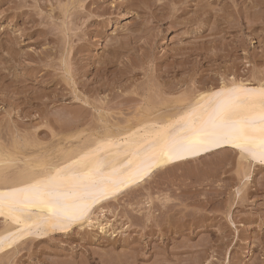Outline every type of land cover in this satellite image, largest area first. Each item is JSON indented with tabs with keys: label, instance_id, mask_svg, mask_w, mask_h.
<instances>
[{
	"label": "rangeland",
	"instance_id": "rangeland-1",
	"mask_svg": "<svg viewBox=\"0 0 264 264\" xmlns=\"http://www.w3.org/2000/svg\"><path fill=\"white\" fill-rule=\"evenodd\" d=\"M232 82L264 84V0H0V180ZM129 190L0 264H264V167L240 153Z\"/></svg>",
	"mask_w": 264,
	"mask_h": 264
},
{
	"label": "bare ground",
	"instance_id": "bare-ground-1",
	"mask_svg": "<svg viewBox=\"0 0 264 264\" xmlns=\"http://www.w3.org/2000/svg\"><path fill=\"white\" fill-rule=\"evenodd\" d=\"M233 97L245 101L244 106L234 113L233 119L251 121L254 125L247 131V148L238 147L245 141L236 138L230 143L208 144L195 151H185L179 147L185 138L183 133L163 134L162 125L187 117L188 113L194 114L197 124L208 120L218 99L230 101ZM182 103L183 107L177 114L143 119L135 127L108 134L90 147L69 154L60 164L49 167L46 161L39 162L35 168L41 170L32 167L12 182L0 180V218L7 224L0 232V256L33 234L40 238L54 233H69L83 226L85 221L91 222L96 207L144 184L163 168L196 161L221 150L238 152L251 164L264 167V132L260 131L264 127L260 121L264 116V84L223 83L219 89L200 93L192 100H179L178 105ZM68 177H78L82 185L74 194L71 182L66 179ZM49 178H56L60 184L56 197L45 198V203L58 198L63 204L55 215L36 197V186Z\"/></svg>",
	"mask_w": 264,
	"mask_h": 264
},
{
	"label": "snow or ice",
	"instance_id": "snow-or-ice-1",
	"mask_svg": "<svg viewBox=\"0 0 264 264\" xmlns=\"http://www.w3.org/2000/svg\"><path fill=\"white\" fill-rule=\"evenodd\" d=\"M220 96L219 93L216 94ZM245 101L239 97H233L229 100L218 99L213 113L208 120L197 124L193 113H188L187 117H180L179 120L164 124V135L172 136L174 133H183L184 140L179 144L181 150L195 151L196 149L208 144L230 143L232 139H244L243 145L238 144V147L247 148L248 137L247 131L254 127L253 122L247 120H234L233 115L236 111L244 106ZM184 121V123H181ZM260 121L264 124V116H261ZM190 122V123H189ZM264 132V127L260 129ZM262 162H264V154H262ZM71 182V191L74 194L82 185L78 182V177L66 178ZM91 179V178H89ZM60 188L56 178H49L36 186V197L44 203L45 207H49L52 213L58 214V210L63 207L61 201L56 198L48 200L45 203L46 197H56Z\"/></svg>",
	"mask_w": 264,
	"mask_h": 264
}]
</instances>
